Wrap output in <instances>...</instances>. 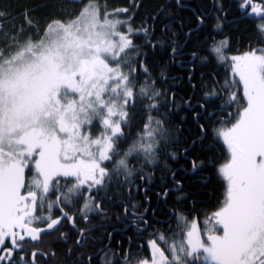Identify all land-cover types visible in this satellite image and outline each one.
I'll return each mask as SVG.
<instances>
[{
  "label": "snow or ice",
  "instance_id": "6c2138e0",
  "mask_svg": "<svg viewBox=\"0 0 264 264\" xmlns=\"http://www.w3.org/2000/svg\"><path fill=\"white\" fill-rule=\"evenodd\" d=\"M249 7V15L264 19V7L243 0L241 8ZM120 12L128 9L102 11L95 0H88L75 17L52 20L42 37L22 42L23 28L9 36L0 25V264H12L13 254L24 251L27 240L59 231L57 226L64 221L75 228L76 216L65 210L74 206L73 201L83 199L79 212L87 222L89 213L101 210L93 192L104 188L114 174L131 183L136 170L129 159L142 154L145 162L154 163L168 136L165 121L151 115L159 111L162 96L166 106L167 96L155 87L148 68L133 59L131 53L137 52L133 29L120 30L127 23L114 18ZM25 23L35 27L27 12ZM257 27L264 32V24ZM226 46L227 41H221L210 51L225 61ZM230 59L243 86L244 104L237 109L235 123L218 133L230 152L219 170L227 181L226 199L209 220L221 234H215L216 227L209 229L213 234L205 242L196 223L188 225L180 217L178 226L187 229L180 233L183 238L169 243L163 234L157 236L149 241L151 261L138 264H191L189 258L201 256L206 264H264V49ZM239 99L232 92L229 101ZM137 107L146 118L136 139L121 152L124 128ZM94 126L100 128L96 137L90 132ZM105 162L113 168L109 170ZM191 166L193 174L200 167L196 160ZM26 169L34 170L28 182ZM61 176L75 180L63 192ZM50 195L55 199H48ZM53 208L59 216H53ZM65 236L60 233V238ZM38 255L56 253L32 251L30 260L19 259L37 264ZM125 261L130 264L127 257ZM104 264L110 261L105 259Z\"/></svg>",
  "mask_w": 264,
  "mask_h": 264
},
{
  "label": "trees",
  "instance_id": "16d2710c",
  "mask_svg": "<svg viewBox=\"0 0 264 264\" xmlns=\"http://www.w3.org/2000/svg\"><path fill=\"white\" fill-rule=\"evenodd\" d=\"M87 3L88 0H0V12L4 13L0 25L9 36L14 29L23 28L21 42L27 37L38 39L45 23L68 19ZM95 3L107 12L128 9L126 14L120 12L114 18L127 21L121 31L133 29L131 39L137 49L131 53L133 59L148 68L155 87L167 96L166 106L162 96L159 111L151 115L165 121L168 136L161 141L154 163L145 162L142 154L139 159H129L130 167L136 170L131 183L125 182L122 174H114L104 188L93 192L101 210L89 213L87 222L79 212L83 199L73 201L74 206L65 210L76 216V227L64 221L57 226L59 231L45 233L38 241L27 240L24 251L13 254L12 264H24L19 257L30 260L32 251L56 253L55 257L38 255L37 264H104L105 259L110 264H126L125 257L130 264H138L151 259L149 241L157 236L163 234L169 243L183 238L180 233L187 229L178 226L180 217L188 225L195 222L204 238L214 227L215 233L220 234L219 226L209 220L222 206L226 192V181L219 168L227 161L228 153L218 132L235 123L237 109L244 104L241 84L231 75L230 58L264 49V32L257 27L264 24V19L243 17L234 0ZM26 12L35 27L29 28L25 23ZM225 40L223 55L229 59L221 61L210 49ZM145 79L141 70L139 80L143 83ZM232 92L240 98L238 102L229 101ZM145 118L137 107L124 128L125 138L119 151H126L136 139ZM90 132L96 137L100 128L94 126ZM193 160L200 165L195 174ZM104 166L111 170L114 165L105 162ZM33 175V171L26 169V182ZM74 182V178L59 177L60 191H66ZM52 214L59 216L60 212L53 208ZM79 229L84 230L83 234ZM60 233L66 236L62 239ZM157 244L166 248L159 240ZM189 260L191 264H206L202 257Z\"/></svg>",
  "mask_w": 264,
  "mask_h": 264
},
{
  "label": "rangeland",
  "instance_id": "374dc122",
  "mask_svg": "<svg viewBox=\"0 0 264 264\" xmlns=\"http://www.w3.org/2000/svg\"><path fill=\"white\" fill-rule=\"evenodd\" d=\"M85 6V5H84ZM83 6V7H84ZM82 7V8H83ZM81 8V9H82ZM80 9V10H81ZM79 10V11H80ZM79 11L77 12V13H75L72 17H68V19H60V20H62V21H67V20H69V19H71V18H73V17H75L78 13H79ZM53 20H55V19H53ZM52 20H50V21H48L47 23H45V25L43 26V30H42V33H41V36L40 37H42L43 36V31H44V29H45V27H46V25L49 23V22H51ZM39 37V38H40ZM38 38V39H39ZM245 53H243V54H237V55H233V56H243ZM257 54L259 55V54H261L260 52H257ZM232 56V57H233ZM232 62V61H231ZM231 75L237 80V81H239V77L238 76H236V75H234V73H233V70H232V63H231ZM241 87H242V92H243V86H242V84H241ZM232 126V125H231ZM230 126V127H231ZM229 127V128H230ZM226 129H228V128H226ZM226 129H223V130H226ZM219 133V132H218ZM218 136H219V138H220V140H221V142L223 143V145L225 146V148H226V151H227V153H228V159H227V161H225L221 166H220V168L224 165V164H226L228 161H229V159H230V152H229V150H228V146H227V144L225 143V141H224V139H223V137H221L219 134H218ZM220 168H219V170H220ZM33 172H34V170H33ZM219 173H220V171H219ZM220 175L224 178V176L220 173ZM62 177V176H61ZM66 178H72V177H66ZM225 179V178H224ZM225 181H226V179H225ZM226 188H227V181H226ZM225 199H226V192H225V197H224V200H223V203H224V201H225ZM222 206H223V204H222ZM221 206V207H222ZM219 210V209H218ZM198 229V228H197ZM17 231H20L19 229H17ZM200 237H201V239H203V240H205V242H207V237H203L201 234H200V231L198 230V233H197ZM209 234H213V233H207V235H209ZM215 234H217V233H215ZM221 234V233H220ZM217 235H219V234H217ZM202 257V259H203V256H201ZM204 260V259H203ZM149 262L151 261V259L150 260H148Z\"/></svg>",
  "mask_w": 264,
  "mask_h": 264
},
{
  "label": "flooded vegetation",
  "instance_id": "af4514ba",
  "mask_svg": "<svg viewBox=\"0 0 264 264\" xmlns=\"http://www.w3.org/2000/svg\"><path fill=\"white\" fill-rule=\"evenodd\" d=\"M235 2H237L238 4V8L240 9V14L243 17H247L250 19H257L259 17L253 16V15H249V13L251 12V8H247V10H244L241 8V4L243 3V0H234ZM251 3L254 5H261V1L260 0H251ZM262 7H264V5H261Z\"/></svg>",
  "mask_w": 264,
  "mask_h": 264
},
{
  "label": "water",
  "instance_id": "95a60500",
  "mask_svg": "<svg viewBox=\"0 0 264 264\" xmlns=\"http://www.w3.org/2000/svg\"><path fill=\"white\" fill-rule=\"evenodd\" d=\"M261 3L264 4V0H261ZM262 4H261V5H262Z\"/></svg>",
  "mask_w": 264,
  "mask_h": 264
}]
</instances>
